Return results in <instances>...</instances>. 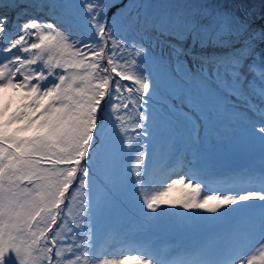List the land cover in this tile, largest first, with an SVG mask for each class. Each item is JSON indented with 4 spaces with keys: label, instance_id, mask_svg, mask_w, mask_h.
<instances>
[{
    "label": "snow or ice",
    "instance_id": "1",
    "mask_svg": "<svg viewBox=\"0 0 264 264\" xmlns=\"http://www.w3.org/2000/svg\"><path fill=\"white\" fill-rule=\"evenodd\" d=\"M10 89L22 103L0 109V264H110L96 235L130 201L149 222L165 207L196 222L235 206L252 219L226 224L225 244L207 233L194 264H264V173L260 191L201 195L193 178L152 180L144 151L180 143L197 160L241 133L264 152V11L257 23L243 0H0ZM247 113L258 119L244 130Z\"/></svg>",
    "mask_w": 264,
    "mask_h": 264
},
{
    "label": "rangeland",
    "instance_id": "2",
    "mask_svg": "<svg viewBox=\"0 0 264 264\" xmlns=\"http://www.w3.org/2000/svg\"><path fill=\"white\" fill-rule=\"evenodd\" d=\"M155 3H197L202 0H153ZM210 3L233 5L241 0H209ZM252 9L264 3V0H243ZM20 94L13 90L0 92V109L9 105L10 115L22 103ZM111 111V110H110ZM243 111V109H241ZM115 115V112H113ZM248 123H242L246 130L255 123L258 117L247 113ZM131 127V125H128ZM241 133L234 134L220 143H214L211 151L205 152L197 160H192L190 152L183 145H170L167 141L147 142L145 164L150 166V178L157 183H166L171 179L193 178V182L202 184L203 194H246L248 191H260V176L264 173V152L260 142L249 138L246 143L238 142ZM127 142L134 144L136 138L129 133ZM136 153H130L126 163L135 165ZM143 168V165L141 166ZM181 186L173 190L171 195L179 196ZM246 204H259L260 201H248ZM79 200L72 204L73 212H78ZM221 218L218 214L206 212L194 213L206 219L193 222L185 220L184 210L176 207H165L163 213L155 221H147L141 215L137 202L130 201L122 206L96 235V256L99 260H107L110 264H136L127 260L130 255H148L160 257L165 264H194L198 250L207 233L212 232L218 244L227 243L225 225L243 228L246 221L252 219L247 213L235 210ZM146 211V209L144 210ZM220 211H223L221 209ZM258 221V217L255 218ZM258 239V236H257Z\"/></svg>",
    "mask_w": 264,
    "mask_h": 264
},
{
    "label": "trees",
    "instance_id": "3",
    "mask_svg": "<svg viewBox=\"0 0 264 264\" xmlns=\"http://www.w3.org/2000/svg\"><path fill=\"white\" fill-rule=\"evenodd\" d=\"M253 10L256 13L257 23H259L260 22V13L262 11H264V3H262V4L258 5L257 7L253 8Z\"/></svg>",
    "mask_w": 264,
    "mask_h": 264
}]
</instances>
